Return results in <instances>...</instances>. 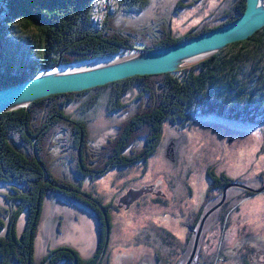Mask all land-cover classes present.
Listing matches in <instances>:
<instances>
[{
	"label": "rangeland",
	"instance_id": "rangeland-1",
	"mask_svg": "<svg viewBox=\"0 0 264 264\" xmlns=\"http://www.w3.org/2000/svg\"><path fill=\"white\" fill-rule=\"evenodd\" d=\"M118 1H95L93 16L98 26L118 14ZM230 1L150 0L143 12L123 13L117 20L127 28L143 30L165 18L173 36H185L195 29L221 23V13ZM184 16H187L185 21L178 24V19ZM27 31L13 29L7 35L8 41L13 43L16 62L35 60L41 51L38 41L32 38L34 31ZM71 68L59 65L53 70H43L42 74ZM109 91L84 94L67 110L70 112L82 103L89 105V99L100 94L98 110L93 109L89 114L94 118L92 127L96 131L92 136L96 142L102 143L114 136V127L119 121L106 111ZM202 99V96L196 99L198 110L195 109L197 113L192 114L189 121L178 129L167 128L170 131L167 140L173 131L179 138V149L174 157L164 148L145 161L114 168L94 178L70 177L72 182H81L84 190L109 206L112 228L101 264H264V113L254 116L255 121L201 113ZM54 171L62 177L67 173L59 167ZM209 172L216 179L223 177L230 182L224 190L228 204L225 213L233 207L235 210L229 216L222 212L214 214L205 219L203 225L200 222L188 241V226L193 224L192 214L200 204L213 198L219 204L224 199L223 191L211 184ZM131 188L149 191L129 209L117 207L120 198ZM8 191L9 185L0 183V207L8 206L5 196ZM25 217L23 214L20 219L21 230ZM39 232L38 258L43 257L49 247L61 244L73 246L87 258L98 246L95 217L87 208L62 199H46Z\"/></svg>",
	"mask_w": 264,
	"mask_h": 264
},
{
	"label": "trees",
	"instance_id": "trees-1",
	"mask_svg": "<svg viewBox=\"0 0 264 264\" xmlns=\"http://www.w3.org/2000/svg\"><path fill=\"white\" fill-rule=\"evenodd\" d=\"M95 1L0 0V89L26 80L41 67L60 63L62 67L70 68L103 56L128 53L131 48H163L232 22L246 8V0H231L221 13V23L195 29L185 36H173L165 18L143 30L127 28L118 22L117 16L120 14L143 12L150 0H119L118 14L99 26L93 16ZM13 29L34 31L32 38L38 41L37 46L39 44L38 48H41L35 60L20 59L16 62L13 43L7 38ZM158 82L166 88L157 89ZM135 84L144 91L153 86L154 91L161 93L151 98L154 106L143 112L149 120L135 125L151 129L155 144L159 131L156 118L175 120L190 117L192 109L198 110L196 99L199 96L204 98L199 106V109L202 108L201 113L255 121L254 116L264 113V27L248 39L232 43L210 59L181 72L134 76L81 92L47 96L33 102L28 108L23 106L0 113V179L14 186L11 188L12 193L7 196L10 205L0 207V264L102 263L112 228L109 206L90 191L84 190L81 182H72L70 177L73 175L82 180L100 176L106 171L88 173L71 171L66 167L63 171L69 177L57 174L54 171L57 167H49L40 157L38 146L43 143L46 133L50 132L42 118L54 114L65 115L59 102L81 98L91 91L122 86L116 93L120 95L124 89ZM93 100L97 104L100 94L93 95ZM160 102L163 104L158 105ZM132 126V120L122 125L120 134L127 137L124 146L132 141V137L129 138ZM116 154L104 157L109 167H124L149 157L146 154ZM77 160L78 157L75 158ZM78 165L81 168V164ZM209 175L211 180L216 179L212 172ZM47 198L79 204L95 217L99 240L96 251L90 257H82L76 248L67 244L49 247L43 257L36 256V242ZM23 214L26 217L21 230L19 223ZM199 220H195L193 225L197 226Z\"/></svg>",
	"mask_w": 264,
	"mask_h": 264
},
{
	"label": "flooded vegetation",
	"instance_id": "flooded-vegetation-1",
	"mask_svg": "<svg viewBox=\"0 0 264 264\" xmlns=\"http://www.w3.org/2000/svg\"><path fill=\"white\" fill-rule=\"evenodd\" d=\"M121 88L122 86L116 88L117 90L114 87L108 88L110 89L109 92L111 94L109 96V101H107L105 104L106 111L112 116L115 115V118L119 119V121H117V125L116 127H114V136L109 137L102 143L96 142L92 136L93 132H95L96 129L92 127L94 118L89 114L91 113V111H93V109L98 110L99 107L98 103H94L93 97L89 99V105H85L82 103L80 106L72 108L70 112H67L69 105L78 103L80 98L67 101L65 103H62L63 101L59 102L58 105L63 109L65 115L54 114L49 117L42 118V120L44 119V121L46 122V126L50 130V132L46 133L44 139L42 138L43 143L39 145L38 148L41 153L40 157L43 158V160L48 164L49 167H59L62 169V171L67 167L71 171L75 170L78 172L91 173L98 171H108L114 168H122L117 165H112L109 167L105 158L111 156V153H120L121 155L125 153L128 156L146 154L150 157L151 155L156 154L158 151L166 148L168 152L167 154L169 156L174 157L176 155L179 149V138L173 135V131L171 138L167 140L168 136L170 135V131L167 128L171 130L172 128L178 129L179 126H182V124L184 125L187 121H189L191 119V116L189 118H177L175 120L171 118H160L159 120V118H156V122H158L159 124V131L157 135L158 142L155 144V140H153L155 139V137L154 135H151L152 130L142 127L140 128L137 126L138 124L146 123V121L149 120L146 115H143V112H145L152 105L151 98L160 96L161 93L154 91L153 86H149L148 89L144 91L141 86L135 84L124 89L120 95H117L116 93H118ZM156 88L162 90L166 88V86L158 82ZM89 93L90 92L86 94ZM112 98L114 99L112 100ZM162 104V102L158 103V105ZM155 110L159 111L158 108H156ZM192 112L193 113H190L191 115L195 113V110L192 109ZM161 114L163 116L162 111ZM128 120L133 121V128L130 129L131 135H129V138L132 137V141L124 146V140H126L127 137H124L123 134L120 133L123 129V123ZM152 121L155 122V120ZM133 136H135L134 140ZM109 151H111V153H108ZM76 157H78L77 161H75ZM44 161H42L43 165ZM78 164H81V168H79ZM132 164L134 163H130L127 166H131ZM87 178L93 177L90 176ZM0 183L9 185V193L5 195L9 206L10 203L7 196L12 193L11 188H14V186L8 181L1 179ZM229 183L230 182H227L223 177L219 178L218 180H211V184L215 186L216 189L223 191L222 198L224 196L225 187ZM215 200L216 198H213L208 202H202L197 212L192 214L194 216V220L192 222L200 219V223L204 220V218L209 219L214 214H221V212L222 214L229 216L235 210V207H233L225 213V208L228 205L226 197L223 203L219 207L214 209V206L218 205V202H214ZM214 203H216V205H214ZM134 204L130 205V207ZM117 207H122L123 209L130 208L124 204H120V201ZM188 228L190 232H188L189 234L187 233V240L189 241L190 237L193 236L194 230L198 228V225L194 226L193 224H190ZM196 245L197 240L195 246Z\"/></svg>",
	"mask_w": 264,
	"mask_h": 264
},
{
	"label": "water",
	"instance_id": "water-1",
	"mask_svg": "<svg viewBox=\"0 0 264 264\" xmlns=\"http://www.w3.org/2000/svg\"><path fill=\"white\" fill-rule=\"evenodd\" d=\"M263 27L264 0H246L245 11L236 20L163 48H131L128 53L97 58L84 64L86 67L83 68L75 66L45 74H42L43 70H53L61 64L41 67L26 80L0 89V113L23 106L28 108L33 102L47 96L81 92L134 76L181 72L210 59L232 43L248 39ZM100 61L107 62L95 64ZM148 191L146 188L130 189L120 198V204L130 207Z\"/></svg>",
	"mask_w": 264,
	"mask_h": 264
},
{
	"label": "bare ground",
	"instance_id": "bare-ground-1",
	"mask_svg": "<svg viewBox=\"0 0 264 264\" xmlns=\"http://www.w3.org/2000/svg\"><path fill=\"white\" fill-rule=\"evenodd\" d=\"M190 14H191V13H190ZM186 18H187V16H184V17H182L181 19H178L177 23H178V24H182L183 21H185ZM105 62H107V61H100V62H97L96 64H103V63H105Z\"/></svg>",
	"mask_w": 264,
	"mask_h": 264
}]
</instances>
